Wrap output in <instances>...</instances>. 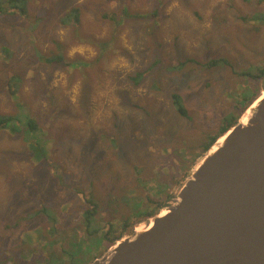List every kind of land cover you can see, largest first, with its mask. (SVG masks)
Here are the masks:
<instances>
[{
	"label": "rangeland",
	"instance_id": "rangeland-1",
	"mask_svg": "<svg viewBox=\"0 0 264 264\" xmlns=\"http://www.w3.org/2000/svg\"><path fill=\"white\" fill-rule=\"evenodd\" d=\"M23 6L0 0V116L27 115L39 130H0V263H93L170 205L212 135L262 95L264 1ZM73 9L80 27L63 22ZM59 52L65 61L39 55ZM219 59L228 64L207 65Z\"/></svg>",
	"mask_w": 264,
	"mask_h": 264
},
{
	"label": "water",
	"instance_id": "water-1",
	"mask_svg": "<svg viewBox=\"0 0 264 264\" xmlns=\"http://www.w3.org/2000/svg\"><path fill=\"white\" fill-rule=\"evenodd\" d=\"M260 98L195 164L165 216L146 219L92 264H264Z\"/></svg>",
	"mask_w": 264,
	"mask_h": 264
},
{
	"label": "trees",
	"instance_id": "trees-1",
	"mask_svg": "<svg viewBox=\"0 0 264 264\" xmlns=\"http://www.w3.org/2000/svg\"><path fill=\"white\" fill-rule=\"evenodd\" d=\"M25 1L26 0H3V3L5 4V2H6V3L9 4V6L11 8H14V9L17 8V9L20 10L21 13H24V12L27 11L26 10V6H23V3ZM261 1H264V0H260V2ZM1 10H3V8H1ZM63 22H64L65 25H70V26L72 25V26H75V27H80L79 26L80 23H81V20H80V9H73L70 13H68L64 17ZM56 45H57V47L59 49L63 48V46L60 43H56ZM39 55H40V58L42 60H45L47 63L63 62V61L66 60L65 57H64L63 52H59L57 54H53L51 58L50 57H46L45 55H43L41 53ZM76 62H82V61H76ZM159 64L160 63L158 61V63H156V65L153 64L152 65L153 67L149 68L147 71L138 73L136 76L130 77V79L134 82V86H136V87L141 86L142 80L145 78V75L148 72L152 71ZM226 64H228V62L225 59H219V60H212L207 65L208 66H212V67H217L219 65H226ZM169 69H171L170 66L165 71H168ZM259 78L260 79L264 78V68L260 70ZM11 84H12L11 87L15 88L14 80L11 81ZM15 92L18 93V90H16V88H15V90L12 89V95H16ZM256 97H257V95L254 96V98L249 101V105H251L255 100H257V98L259 96L257 98ZM172 100L174 101V105L177 108V111L183 117H188L186 110L183 109V103H182L181 97L178 94L175 93V94L172 95ZM131 106H132V108H135V109H141L140 108L141 106H139L137 104H135V105L133 104ZM248 106L245 109H243V110L240 107H238L239 110L241 109L240 114L237 115V116L232 117L228 122H226V124L224 126H222L220 128L219 132L214 133L212 135L211 141L208 144L204 145L203 153H207L210 150V148L218 141L219 138H221L224 134L229 132L231 130V128H233L238 123L241 115L248 108ZM4 129H10L15 134H21V135H24L26 138L27 137L29 138V137L33 136V133H36V132L38 133L39 125H38L36 120L34 121L33 119L29 118L27 115L26 116L25 115L0 116V130H4ZM91 199L87 200V202L91 205V207L87 209L86 213H84L87 226H90L92 224V220L96 216L97 211H98V207L96 206V204H94V203H96L94 201V198H91ZM157 213H150L146 217H147V219L155 217L156 215L159 214V213L158 214ZM40 214H45L46 216L50 217V211L48 209H46V208H43L42 210L36 212V215H40ZM126 224H127V222H126ZM122 236H119V238H116V239L119 240V239L122 238ZM88 237H91V236H88ZM87 239H92V238H87ZM87 239L84 238V240H87ZM117 240L112 242L111 245L113 246L116 243ZM73 258L74 257H72L71 259H73ZM0 264H7V263L1 262ZM72 264H77V263H75V261L73 260ZM89 264H92V262L89 263Z\"/></svg>",
	"mask_w": 264,
	"mask_h": 264
},
{
	"label": "bare ground",
	"instance_id": "bare-ground-1",
	"mask_svg": "<svg viewBox=\"0 0 264 264\" xmlns=\"http://www.w3.org/2000/svg\"><path fill=\"white\" fill-rule=\"evenodd\" d=\"M261 91H263V90H261ZM260 97H261L260 99H262V98L264 97V92H262V95H261ZM246 119H247V118L245 117V118L243 119V121H245ZM223 139H224V138L220 139L219 142H221ZM166 214H167L166 210H161V213L159 214V216H160V217H163V216H165ZM141 225H144V223H142Z\"/></svg>",
	"mask_w": 264,
	"mask_h": 264
}]
</instances>
